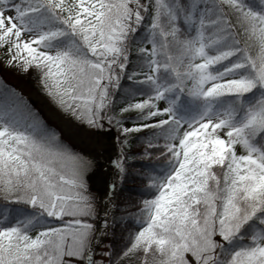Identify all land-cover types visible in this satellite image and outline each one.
Listing matches in <instances>:
<instances>
[{"label": "snow or ice", "instance_id": "snow-or-ice-1", "mask_svg": "<svg viewBox=\"0 0 264 264\" xmlns=\"http://www.w3.org/2000/svg\"><path fill=\"white\" fill-rule=\"evenodd\" d=\"M0 50L116 147L101 197L97 153L0 82V264H264V0H0Z\"/></svg>", "mask_w": 264, "mask_h": 264}, {"label": "rangeland", "instance_id": "rangeland-1", "mask_svg": "<svg viewBox=\"0 0 264 264\" xmlns=\"http://www.w3.org/2000/svg\"><path fill=\"white\" fill-rule=\"evenodd\" d=\"M0 77L2 78V80L6 84H8L11 87H13L14 89L18 90L24 97H26L29 100V102L34 107L38 108L41 111V113L47 118V120H48V122L50 124H53L54 126L62 129L58 125V123L56 122L57 120H53L51 118V116L48 115L49 114L48 111L44 110L43 107L40 106L39 103L41 101H43L44 103L48 104L50 106V108L52 110H54L63 120H70V118L64 116L62 113L59 112L58 109H56V107L51 103V101L48 99V97L46 95L40 94L36 89L32 88L28 84L27 78H26V72H22L21 70H19L18 68H15V67H8L5 64L4 54H3V51L2 50H0ZM35 95H36L38 101H35L33 99V97H35ZM71 123L74 124L73 121H71ZM70 142L73 143L71 140H70ZM97 147H100L99 149H102V150L105 149L104 148L105 147L104 144L98 145ZM79 149H83V148H79ZM85 152H86L85 154L87 155L88 152L86 150H85ZM99 153H101V151ZM100 156L103 157L102 154ZM107 159H108V157L105 158V161L104 162H97L96 161V163L98 164V167L96 168V170L94 171V173L91 174L90 185L92 187L93 193H95L98 196H101V193H103V192H101L103 186L102 187L100 186V181H99L100 178L101 177H105V174L106 175H109L110 174V172H109V165L107 164ZM102 164H104V166ZM101 173L104 176H101L100 175ZM99 189H101V191ZM119 192H120V190L118 191V194H119Z\"/></svg>", "mask_w": 264, "mask_h": 264}, {"label": "trees", "instance_id": "trees-1", "mask_svg": "<svg viewBox=\"0 0 264 264\" xmlns=\"http://www.w3.org/2000/svg\"><path fill=\"white\" fill-rule=\"evenodd\" d=\"M26 78H27V82L28 84L36 89L40 94L45 95L44 92L42 91L39 82H38V78L37 75L34 71H30L26 73ZM0 82H3V84H6L2 78L0 77ZM8 85V84H6ZM10 88L14 89L13 87H11L10 85H8ZM16 90V89H15ZM17 92H19L18 90H16ZM20 93V92H19ZM142 163H148L147 160L145 161H137L134 163L133 167L135 169H139L140 165ZM141 186V182L136 179L134 176H130L127 180L126 183H124L123 188L120 190L119 195H118V199H117V205L120 208H125L127 209V211L132 212L134 211V207L133 205H135L137 203V201L139 200L140 196H139V192L137 191V189ZM117 215H120V212L118 211L116 213ZM122 223H131V221H124Z\"/></svg>", "mask_w": 264, "mask_h": 264}, {"label": "bare ground", "instance_id": "bare-ground-1", "mask_svg": "<svg viewBox=\"0 0 264 264\" xmlns=\"http://www.w3.org/2000/svg\"><path fill=\"white\" fill-rule=\"evenodd\" d=\"M33 99L35 101H38L36 95H35V97H33ZM39 104L41 107H43L44 110L48 111V113H49L48 115H50L53 120H57L56 122L62 128V130H64L66 134H69V139L74 143V145H76L80 148H85V149L90 148L92 146L93 148H95V150H97V152L101 151L103 158H106L107 156H109L111 154L112 149H108L107 147H106V150L105 149L102 150V149H99L100 147L97 148L98 145H95V144L89 146L87 144L80 143L79 139L75 136V132H76L75 125L72 124L70 120H63L54 110H52L50 108V106L48 104L44 103L43 101H41ZM106 140L107 139L105 137H102V144H104V146H105ZM105 155H107V156H105ZM100 175L104 176L102 173ZM105 176H106V174H105ZM102 178H104V177L100 178V180H99L100 183H101Z\"/></svg>", "mask_w": 264, "mask_h": 264}, {"label": "water", "instance_id": "water-1", "mask_svg": "<svg viewBox=\"0 0 264 264\" xmlns=\"http://www.w3.org/2000/svg\"><path fill=\"white\" fill-rule=\"evenodd\" d=\"M103 137H105L107 140H106V143H105V149H106V147L108 148V149H112V151H111V154L110 155H112V154H114V152H115V150H116V147H115V132L113 131L112 133H110L108 136H103ZM94 145V144H93ZM75 147L77 148V149H79L80 147H78V146H76L75 145ZM98 148V147H97ZM84 150H86L87 152H89V151H95L96 153H97V159H96V161L97 162H104L105 161V158H103V157H101L100 155H101V153H99V152H97V150H95V148H93L92 146L90 147V148H83ZM86 153V152H85ZM106 156V155H105ZM108 157V156H107ZM106 157V158H107ZM99 158V159H98ZM103 166H104V164H102ZM106 167V166H105ZM110 175V174H109ZM101 185V187L103 186V184L102 183H100ZM100 191H101V189H99ZM101 192H103L104 193V186H103V188H102V191ZM100 192V193H101ZM103 193H101V197L103 196ZM117 197H118V194H117ZM117 197H116V199H117ZM101 203H103V201L101 202Z\"/></svg>", "mask_w": 264, "mask_h": 264}]
</instances>
